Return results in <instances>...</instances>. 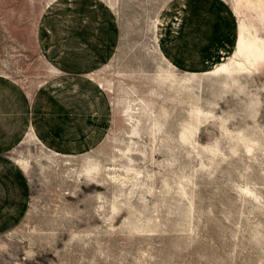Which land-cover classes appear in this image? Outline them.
I'll list each match as a JSON object with an SVG mask.
<instances>
[{
  "label": "rangeland",
  "instance_id": "rangeland-1",
  "mask_svg": "<svg viewBox=\"0 0 264 264\" xmlns=\"http://www.w3.org/2000/svg\"><path fill=\"white\" fill-rule=\"evenodd\" d=\"M50 1L0 0V74L29 90L52 73L36 41ZM102 1L117 44L91 76L108 95L109 126L82 154L33 136L13 149L30 199L0 234V264H264V55L213 72L234 56L241 18L260 38L264 22L247 0H227L233 37L210 67L185 71L151 50L155 36L157 46L176 38L184 0Z\"/></svg>",
  "mask_w": 264,
  "mask_h": 264
},
{
  "label": "crops",
  "instance_id": "crops-1",
  "mask_svg": "<svg viewBox=\"0 0 264 264\" xmlns=\"http://www.w3.org/2000/svg\"><path fill=\"white\" fill-rule=\"evenodd\" d=\"M184 1L176 38L164 37L158 47L180 70L202 71L233 37L235 13L227 0ZM117 33L102 0H51L36 25L51 75L29 90L0 74V234L21 223L30 199L27 173L12 156L24 137L62 155L85 153L104 137L110 101L91 75L112 55Z\"/></svg>",
  "mask_w": 264,
  "mask_h": 264
},
{
  "label": "bare ground",
  "instance_id": "bare-ground-1",
  "mask_svg": "<svg viewBox=\"0 0 264 264\" xmlns=\"http://www.w3.org/2000/svg\"><path fill=\"white\" fill-rule=\"evenodd\" d=\"M239 4H240L239 2L236 3L234 7L236 13H240ZM247 4L254 11L256 18L264 22V0H247ZM251 29H252L251 25H248L246 21L241 18L240 21L238 22L237 42H236V50L234 52V56L231 57L227 62H222L219 65H217L216 68L213 70V72L231 73L236 70H241L244 69L247 64H253L256 60H259L262 55H264V38L257 37ZM151 50L154 53L155 52L159 53L160 57L164 59L163 56L164 54L161 53L162 51L160 52L159 47L157 46L156 36L154 37V44H152ZM159 74H161V72H159ZM158 78L160 80L162 79L160 77ZM191 133H192L191 127L188 126L185 128V130H183L180 133V137L184 140H189ZM24 165L27 166L25 162ZM84 165H85L83 169L84 173L87 176L93 177L94 173H96V171L98 170V165L94 162Z\"/></svg>",
  "mask_w": 264,
  "mask_h": 264
}]
</instances>
